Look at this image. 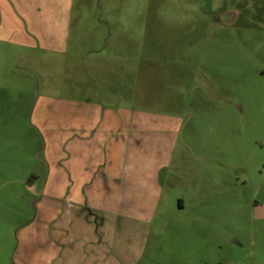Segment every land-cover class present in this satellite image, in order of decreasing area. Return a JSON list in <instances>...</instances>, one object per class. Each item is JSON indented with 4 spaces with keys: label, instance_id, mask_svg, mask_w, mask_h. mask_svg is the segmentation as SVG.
I'll use <instances>...</instances> for the list:
<instances>
[{
    "label": "rangeland",
    "instance_id": "374dc122",
    "mask_svg": "<svg viewBox=\"0 0 264 264\" xmlns=\"http://www.w3.org/2000/svg\"><path fill=\"white\" fill-rule=\"evenodd\" d=\"M2 24L0 264H19L20 235L38 218V99L90 96L93 72L109 66L146 75H134L131 106L181 119L166 197L129 261L264 264V0H75L60 56ZM27 258L50 264L35 248Z\"/></svg>",
    "mask_w": 264,
    "mask_h": 264
},
{
    "label": "crops",
    "instance_id": "0c3cea01",
    "mask_svg": "<svg viewBox=\"0 0 264 264\" xmlns=\"http://www.w3.org/2000/svg\"><path fill=\"white\" fill-rule=\"evenodd\" d=\"M74 9L75 0H0V26L12 22L8 32L28 39L25 47L66 55ZM93 74L90 96L37 101L48 170L38 218L20 235L19 264L32 248L50 264H133L147 247L175 171L181 119L131 106L142 72L109 66Z\"/></svg>",
    "mask_w": 264,
    "mask_h": 264
}]
</instances>
